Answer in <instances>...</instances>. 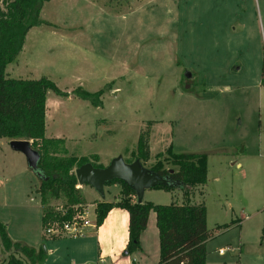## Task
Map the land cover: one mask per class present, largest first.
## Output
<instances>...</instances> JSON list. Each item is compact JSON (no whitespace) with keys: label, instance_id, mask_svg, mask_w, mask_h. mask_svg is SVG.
<instances>
[{"label":"rangeland","instance_id":"obj_1","mask_svg":"<svg viewBox=\"0 0 264 264\" xmlns=\"http://www.w3.org/2000/svg\"><path fill=\"white\" fill-rule=\"evenodd\" d=\"M92 2L84 8L49 3L43 18L64 26L62 33L31 27L17 61L6 66L9 77L46 76L63 92H93L110 82L99 107L47 91L45 136L63 138L68 155L92 160L97 154L103 166L117 155L127 163L141 158L134 141L141 134H147V169L158 161L171 167L163 160L169 145L173 153L206 154V182L189 189L191 203L206 211V263L264 264V0ZM68 27L82 33H65ZM78 34L85 40L70 38ZM38 184L26 157L1 138L0 222L12 241L43 248V264L139 260V250L124 254V210L116 209L122 219L108 221L105 230L95 228L93 207L115 200V183L104 185L103 197L77 184L89 225L59 237L42 227ZM142 201L180 204L183 193L149 188ZM49 207L61 208V200ZM149 213L151 224L140 236L146 264H156L158 236ZM219 248H226L223 255ZM5 257L0 249V264Z\"/></svg>","mask_w":264,"mask_h":264},{"label":"trees","instance_id":"obj_2","mask_svg":"<svg viewBox=\"0 0 264 264\" xmlns=\"http://www.w3.org/2000/svg\"><path fill=\"white\" fill-rule=\"evenodd\" d=\"M46 1L48 0H0V139L28 140L31 148L38 152L35 169L30 170L39 179L35 191L39 194L44 229L55 223L60 226L81 221L79 216L84 207L81 194L75 188L77 181L74 169L86 162L95 167L103 166L95 162L96 155H92V160L85 156L68 155L63 138L45 136L46 93L52 91L62 98L72 94L93 107H99L102 104V95L110 89L108 82L93 92L82 87H76L72 92H63L46 76L23 79L7 75L6 66L17 61L28 30L33 26L47 24L40 19V11ZM263 76L264 57L261 67V77ZM135 150V155L140 153L142 156L135 157L142 164L143 159L148 158L147 134L139 135ZM163 160L171 167L165 168L158 161L149 170L166 177L168 184L153 188L181 190L183 201L180 204H154L150 201L138 203L133 199L135 194L129 186L120 180H111L105 185L119 184V195L116 201L95 203V227L103 223L112 208L124 209L128 214L125 251L126 254H131L140 247V234L146 228L148 214L152 211L155 214L159 244L156 264H207L206 242L209 233L206 211L203 204L191 203L189 191L190 188L194 189L206 182V154L173 153L169 145ZM51 200H61V208H50ZM0 249L6 254L2 264H43L44 249L30 247L21 241H12L1 222Z\"/></svg>","mask_w":264,"mask_h":264},{"label":"water","instance_id":"obj_3","mask_svg":"<svg viewBox=\"0 0 264 264\" xmlns=\"http://www.w3.org/2000/svg\"><path fill=\"white\" fill-rule=\"evenodd\" d=\"M190 76V72L184 73L185 78ZM8 145L13 150L22 153L26 157L28 166L35 169L39 155L37 151L31 148L28 140L13 139L8 141ZM74 175L77 184L80 186L88 184L101 197L104 195L105 183L111 180H120L133 190L138 203L142 201L145 189L168 184L166 177L145 168L139 160L127 163L121 155L113 157L107 165L102 167H95L90 162L83 163L74 169Z\"/></svg>","mask_w":264,"mask_h":264},{"label":"crops","instance_id":"obj_4","mask_svg":"<svg viewBox=\"0 0 264 264\" xmlns=\"http://www.w3.org/2000/svg\"><path fill=\"white\" fill-rule=\"evenodd\" d=\"M61 1H63V2H65V3H67V4H69V5H76V6H81V8H84V7H93V6H96V4H94V2H92V0H48V1H46V2H44V4H43V6H42V8H41V11H40V19L43 21V22H46L47 24H41V25H46V26H53V27H56V28H58V31H61V33H62V29H63V27L64 26H62V25H60V23H53V22H50V20H48V19H46V18H43V15L46 13V11L47 12H49L50 11V9H48L47 8V5H49V3H59V2H61ZM53 7V4H51V7L50 8H52ZM73 28L74 27H68V29H66V31H64L65 33H69L68 31H71L72 33L73 32H75V31H79V32H81L79 29L78 30H73ZM70 32V33H71ZM82 33V32H81ZM59 35H61V34H59ZM79 36H70V38L71 39H78L80 42H82L83 40H85V38L84 37H82L80 34H78ZM22 50H23V47H22ZM47 99H46V101H45V108H46V106H47ZM46 112V111H45ZM45 130H46V128H45ZM134 141H136L137 142V138L135 137L134 138ZM136 142H135V144H136ZM117 153V152H116ZM116 153H114L112 156H115L116 155ZM93 155H96L97 156V154H93ZM97 158H98V156H97ZM97 164H99V163H97ZM115 185H117L119 188L117 189L118 190V192L115 194V195H113L114 197H115V200L114 201H116L117 199H116V197L118 196V194H119V192H120V185L119 184H117V183H115ZM113 201V200H112ZM116 209H120V210H124V209H121V208H116V207H114V208H112L108 213H107V215H106V217H105V219H104V221H103V223L100 225V226H98L99 227V230L100 229H104L105 230V228H103V227H105V225H107L108 224V221H111V222H115V220H118L119 218L120 219H122V216L121 215H119V214H116L117 212H115L116 211ZM125 211V210H124ZM126 212V211H125ZM115 213V214H114ZM114 216V218H112ZM150 213L148 214V219H147V223L150 225L151 224V220H150ZM127 221H128V214H127V212H126V232H127ZM154 221H155V214H154ZM147 224V225H148ZM147 225H146V227H147ZM156 226V225H155ZM98 227H95V228H98ZM151 229V228H150ZM156 230H157V228H156ZM101 231V230H100ZM109 232V231H108ZM98 234V233H97ZM156 235V234H155ZM157 236H158V231H157ZM127 237H128V235H127ZM127 237H126V241H125V245H126V242H127ZM139 260H137V259H135L134 257H132L131 258V262L133 263V264H146V262H145V259L147 258V254H146V252H145V250H144V247H143V243H141V236H140V247H139ZM218 255H223V254H218ZM98 260H102L101 258H98Z\"/></svg>","mask_w":264,"mask_h":264},{"label":"built area","instance_id":"obj_5","mask_svg":"<svg viewBox=\"0 0 264 264\" xmlns=\"http://www.w3.org/2000/svg\"><path fill=\"white\" fill-rule=\"evenodd\" d=\"M86 211L83 210L79 218L81 219L80 222L78 221H72L71 223H64L63 225H58V224H52L49 227L45 229L47 234L53 235V236H61V235H78L80 234L79 228L82 226H87L89 225L87 218H86ZM226 251V248H219L217 250L218 254H224Z\"/></svg>","mask_w":264,"mask_h":264}]
</instances>
